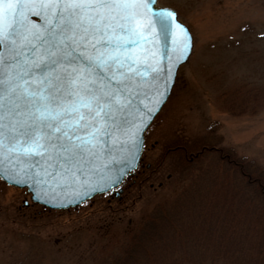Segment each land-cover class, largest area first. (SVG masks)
Listing matches in <instances>:
<instances>
[{"label":"water","instance_id":"95a60500","mask_svg":"<svg viewBox=\"0 0 264 264\" xmlns=\"http://www.w3.org/2000/svg\"><path fill=\"white\" fill-rule=\"evenodd\" d=\"M191 45L157 0H0V178L49 209L118 187Z\"/></svg>","mask_w":264,"mask_h":264},{"label":"rangeland","instance_id":"374dc122","mask_svg":"<svg viewBox=\"0 0 264 264\" xmlns=\"http://www.w3.org/2000/svg\"><path fill=\"white\" fill-rule=\"evenodd\" d=\"M158 5L176 11L189 29L192 49L145 129L134 171L139 175L151 165L166 142L192 145L203 139L216 150L182 163L170 158L140 187L134 173L117 195L97 194L67 209L33 203L24 188L0 179V264H112L164 200L169 209L180 207L174 213L177 226L164 229L165 242L155 236L143 241L160 257L136 263L121 254L123 264H195L199 259L264 264V233L257 228L201 239L196 207L204 192L207 203L226 188L237 192L228 159L239 157L264 170V0H158ZM228 251L238 257L229 258ZM213 254H219L217 261L209 258Z\"/></svg>","mask_w":264,"mask_h":264},{"label":"trees","instance_id":"16d2710c","mask_svg":"<svg viewBox=\"0 0 264 264\" xmlns=\"http://www.w3.org/2000/svg\"><path fill=\"white\" fill-rule=\"evenodd\" d=\"M212 150H216V148L207 143L203 144V139H199V143L197 144L196 142H192V145H186L184 143L171 144L170 142H166V144L164 143L162 145L159 156L151 165H148V167L144 166V171L142 170L139 175L136 171H133L131 175L135 173L133 177H138L136 185L140 187L144 181L149 180L153 176L162 163L164 164V162L170 158L171 160H176L177 162L182 163L184 159L190 160L201 156L203 153L207 154L208 151L211 152ZM219 151L222 152L221 149H219ZM221 157L224 156L221 155ZM219 158H216V160H219ZM228 163L234 179V189L237 190L238 193L229 191V189L226 188L220 196H211L208 203L206 199L209 194L208 192H206V194L204 192L199 196L200 202L196 207L199 209L198 229L199 238L201 239H211L215 237V235H225L226 232L228 236H239L248 234L249 229L256 230L257 228L259 232L264 233V170H259L250 162H246L239 157L228 159ZM201 196H204V198ZM234 197L237 198L236 202L233 201ZM157 204L158 205H155L152 209V212H149L148 217L145 218L144 224L140 227L139 231H136L133 235V237H135L125 246L124 251L121 253L124 254V259L127 262L128 260H137L136 263H140L141 261L149 260L150 258H159L160 252H157L153 247L147 250L143 241L149 239L150 236H155V241H158L159 239L160 243L165 242L163 238L164 229L169 227L175 228L177 226L175 222L177 217L174 213L180 207L173 205L172 209H169V207L166 206L168 203L165 200ZM162 205L164 206L162 207ZM242 209L245 212H242ZM156 221L161 223L154 225L152 222H155L156 224ZM148 223H152V226L148 225V227H146ZM142 230H144L145 233L141 235V233L144 232ZM136 236L138 238H136ZM141 237L143 240L139 239ZM121 254L116 255L112 264L124 263V259H120ZM217 255H210L209 258H211L212 261L216 259L218 260L219 258ZM235 255L238 257V254H236L235 251H228L229 258H233ZM170 257L173 258L172 256ZM120 260L121 262H119ZM171 262L172 261H170V263ZM170 263L167 262L166 264ZM203 263V260L199 259V263L195 264ZM173 264H179V262L176 261Z\"/></svg>","mask_w":264,"mask_h":264},{"label":"flooded vegetation","instance_id":"af4514ba","mask_svg":"<svg viewBox=\"0 0 264 264\" xmlns=\"http://www.w3.org/2000/svg\"><path fill=\"white\" fill-rule=\"evenodd\" d=\"M108 194L112 195V194H114V191H112V192H108Z\"/></svg>","mask_w":264,"mask_h":264}]
</instances>
